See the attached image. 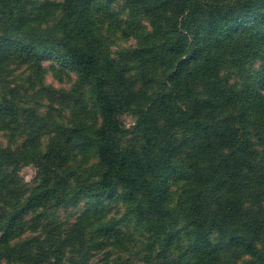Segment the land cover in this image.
<instances>
[{"label": "trees", "instance_id": "1", "mask_svg": "<svg viewBox=\"0 0 264 264\" xmlns=\"http://www.w3.org/2000/svg\"><path fill=\"white\" fill-rule=\"evenodd\" d=\"M114 27L135 44L110 50ZM227 64L249 70L225 85ZM0 219V264H264V0H0Z\"/></svg>", "mask_w": 264, "mask_h": 264}, {"label": "rangeland", "instance_id": "2", "mask_svg": "<svg viewBox=\"0 0 264 264\" xmlns=\"http://www.w3.org/2000/svg\"><path fill=\"white\" fill-rule=\"evenodd\" d=\"M116 7H114L115 9ZM118 18H125V15L123 13H119L116 16V20ZM114 22H117V21ZM106 25V20L103 24V27ZM117 28L113 29H103V34H104V39L106 40V44L109 46L110 50H117L121 47H128V46H133L135 44V40L132 37H123L118 31ZM185 57V56H184ZM258 60L256 61V64H258ZM43 75H41V78H45L44 81L45 83H49L55 87V89L58 88H63V89H68L69 86L73 83L75 75L70 72H66L63 70V68L59 67L55 62L47 59L43 61ZM249 66H243L240 70L235 69L231 64L225 65L221 71L220 74L222 76L223 83L225 85H232L236 84L240 78L244 74L247 73L249 70ZM18 69L15 70V73H17ZM22 76V75H21ZM18 78V77H17ZM26 87V86H24ZM44 98H46L45 101L42 102L43 106L51 105V108L47 109H55V107H61L64 110H67L63 105L60 104V102H64L60 96L53 92V93H48L44 92ZM59 99V100H58ZM43 106L40 107V110L43 108ZM44 110H47L46 108H43ZM120 119L122 122V125L124 128H126V131L120 136L121 137V144L126 145L128 143L134 142L135 138V133L133 132V125L135 123L134 121V115H132L129 111L124 112L123 114L120 115ZM95 163V160L93 156H89L87 158L83 157L81 154L74 160V164L80 165L81 168L86 169L89 168L90 166H93ZM73 171H77L78 168L73 167ZM13 174H15V181L16 185H21V186H31L34 184V181L37 179V168L31 163V162H26L23 161L18 164V166L13 169ZM174 182H171L173 184ZM118 198V201H117ZM116 199V200H115ZM107 201L106 198L102 199H85L81 200L79 204L75 207L71 206L70 208L67 206L65 208L63 205H60L53 210V212L56 213V216L59 220H68L72 221L76 216H78L82 210L86 208H91L97 205L104 204ZM112 206L111 209L107 212V218H121L118 219V222L122 220L124 214L127 212V209L125 207V204L120 203V196L115 197L112 199ZM118 212V213H117ZM66 213V215H69L66 219H64L63 215ZM127 217V214L125 215ZM1 222V219H0ZM129 227L130 230H132V225L130 223L124 222L123 229H127ZM27 229V228H26ZM23 231L21 233V238L25 237L26 235H30L32 233ZM18 232L20 231V228L16 229ZM184 248H185V244ZM228 252H222V255H228ZM230 261L231 256H230ZM235 263H238V260L236 261L234 259ZM6 262V261H5ZM235 264L234 262H232ZM7 264V262H6Z\"/></svg>", "mask_w": 264, "mask_h": 264}]
</instances>
